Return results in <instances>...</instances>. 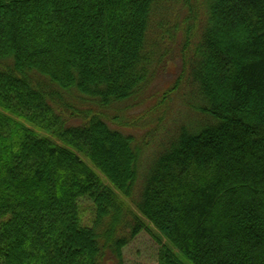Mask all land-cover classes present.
<instances>
[{
	"label": "trees",
	"instance_id": "trees-1",
	"mask_svg": "<svg viewBox=\"0 0 264 264\" xmlns=\"http://www.w3.org/2000/svg\"><path fill=\"white\" fill-rule=\"evenodd\" d=\"M168 40L205 120L145 167ZM148 225L159 264H264V0H0V264H125Z\"/></svg>",
	"mask_w": 264,
	"mask_h": 264
},
{
	"label": "rangeland",
	"instance_id": "rangeland-1",
	"mask_svg": "<svg viewBox=\"0 0 264 264\" xmlns=\"http://www.w3.org/2000/svg\"><path fill=\"white\" fill-rule=\"evenodd\" d=\"M176 9L172 5L165 12V17L169 21L171 19L179 21L183 17L184 14L181 11L177 13L178 9ZM166 47L169 49V55L164 57L156 66L149 87L140 97L129 102L131 103L129 115L143 117L142 120L139 118L132 119L136 124L142 126L136 129H123L126 133L134 134L137 141L147 142L148 145L145 147L141 160V165H145V167L147 163L149 167L155 155L163 150L167 143L177 137L180 127H197L199 124H203L205 120V116L191 108L202 103L197 89L191 81L186 79L183 82V85L190 86L189 88L182 87L186 88L184 91H170L181 72L182 59L178 44L168 40ZM168 93L171 95H167ZM166 95L168 100L162 101ZM154 106H156L155 110H153ZM150 110L153 111L149 116ZM138 189H141V182L137 184V194ZM81 203L85 223H89L93 218V204L89 200H83ZM148 226L150 229L140 232L125 247V264H159L161 244L157 239L158 237L155 236L154 228L151 225Z\"/></svg>",
	"mask_w": 264,
	"mask_h": 264
}]
</instances>
